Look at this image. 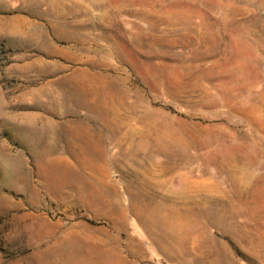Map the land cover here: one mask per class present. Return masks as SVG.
<instances>
[{"label": "rangeland", "instance_id": "374dc122", "mask_svg": "<svg viewBox=\"0 0 264 264\" xmlns=\"http://www.w3.org/2000/svg\"><path fill=\"white\" fill-rule=\"evenodd\" d=\"M0 264H264V0H0Z\"/></svg>", "mask_w": 264, "mask_h": 264}]
</instances>
